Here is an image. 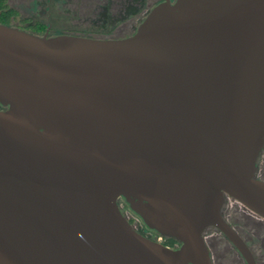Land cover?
<instances>
[{
  "label": "water",
  "instance_id": "water-1",
  "mask_svg": "<svg viewBox=\"0 0 264 264\" xmlns=\"http://www.w3.org/2000/svg\"><path fill=\"white\" fill-rule=\"evenodd\" d=\"M263 148L264 0H160L123 37L0 22V264H213L209 226L258 264L222 206L264 217Z\"/></svg>",
  "mask_w": 264,
  "mask_h": 264
},
{
  "label": "rangeland",
  "instance_id": "rangeland-1",
  "mask_svg": "<svg viewBox=\"0 0 264 264\" xmlns=\"http://www.w3.org/2000/svg\"><path fill=\"white\" fill-rule=\"evenodd\" d=\"M158 1L160 0H113L112 2L115 3H110L101 10H96L100 6L96 5L95 7V3H91L92 0L85 2L83 0H7L11 6L18 10L17 18L13 21L15 25H25L40 20L48 24L50 34L72 33L105 38L119 37L130 30H134L136 23L138 25L139 21ZM259 163L261 169H264V153ZM119 204L127 217L134 219V225L137 229L149 237L162 241L163 237L147 227L123 198L119 199ZM222 212L229 217L234 212L256 214L231 196L224 202ZM253 216L256 219L264 220L258 214ZM210 234L206 235V238L211 240ZM214 236H218L216 232ZM216 238L213 240H217ZM219 238L218 240H220ZM224 247L221 246V250L218 249L219 251L213 255L214 264H247L244 258V262L236 263L232 259L224 262L223 257L219 255L223 254L221 251L225 250ZM253 250L259 257V251L255 247ZM225 256H227L226 253ZM225 256L224 258H226Z\"/></svg>",
  "mask_w": 264,
  "mask_h": 264
},
{
  "label": "trees",
  "instance_id": "trees-1",
  "mask_svg": "<svg viewBox=\"0 0 264 264\" xmlns=\"http://www.w3.org/2000/svg\"><path fill=\"white\" fill-rule=\"evenodd\" d=\"M86 1V0H85ZM83 0V2H85ZM100 1V2H99ZM113 0H92V4L95 3V7L96 5H99L100 7L96 8V10H101L102 8H104L105 6H107L110 3H115L112 2ZM159 2V1H158ZM18 15V10L14 7L11 6L7 0H0V22L2 23H6V24H13V21L17 18ZM141 21V20H140ZM139 21V22H140ZM139 24V23H138ZM15 25V24H14ZM23 28H27L31 31L43 34L47 28L49 27L47 23L40 21V20H36L34 22H29L25 25H17ZM137 23L134 27V30H130L128 33H125L123 35H120L119 37H123V36H127L131 33H133L135 31V29L137 28ZM264 153V148L262 150V152L260 153L259 157H258V161H257V174L259 177L264 179V169H261V165L259 163L260 158L262 157V154ZM256 214H252L250 213H238V212H234V214L229 217L227 215L226 218L228 219V221L245 237L246 240H251L252 236L249 234V232L251 233H259V234H263L264 235V220L261 219H256L254 218ZM131 222H133L134 224V219L130 218ZM211 230H215L218 232L219 236H211V240L207 239V243L209 245L210 248V252H211V256H212V262L214 264V260H213V255L215 254V252L221 250V246H225V250L221 251L223 252V254H219L220 256L223 257V260L225 262V260H235L236 263L243 261V257L242 255L239 253V251L236 249V247L226 238V236L221 233V231L217 228H215L214 226H211V228H206L204 231V234L209 233L208 231ZM162 242H164L167 245L170 246H176L177 243H179V241L177 240V238L173 237V236H166L163 235L162 236ZM215 237H217V240H213L215 239ZM218 238L220 240H218ZM219 249V250H218ZM225 253L227 256H225ZM218 256V254H217ZM224 256L226 258H224ZM244 262V261H243ZM233 264V263H230Z\"/></svg>",
  "mask_w": 264,
  "mask_h": 264
},
{
  "label": "flooded vegetation",
  "instance_id": "flooded-vegetation-1",
  "mask_svg": "<svg viewBox=\"0 0 264 264\" xmlns=\"http://www.w3.org/2000/svg\"><path fill=\"white\" fill-rule=\"evenodd\" d=\"M258 175V174H257ZM229 196L228 195H226V197H225V201H226V199L228 198ZM224 201V202H225ZM223 206H224V204H223ZM223 206H222V208H223ZM223 213V212H222ZM234 214V213H233ZM257 214V213H256ZM224 215V214H223ZM259 215V214H258ZM232 216V215H231ZM260 217H262L261 215H259ZM224 217L226 218V216L224 215ZM263 219H264V217H262ZM227 219V218H226ZM228 220V219H227ZM215 227V226H214ZM208 228H211V226H209ZM215 228H217V227H215ZM218 229V228H217ZM236 229V228H235ZM237 230V229H236ZM215 230H211V231H209V233H211L210 235L211 236H214L215 235V232H216V234L218 235V232L217 231H215ZM221 231V230H220ZM238 231V230H237ZM239 232V231H238ZM209 233H207V234H204V236H205V238H206V235H208ZM221 233H223L222 231H221ZM240 233V232H239ZM224 234V233H223ZM241 234V233H240ZM249 234L252 236V239L251 240H246L245 239V237L242 235V237L246 240V242L249 244V246H250V248L252 249V251H253V253L255 254V257H256V260H257V262H258V264H264V235L263 234H257V233H251V232H249ZM225 235V234H224ZM219 236V235H218ZM217 236V237H218ZM226 236V235H225ZM226 238H227V236H226ZM228 239V238H227ZM206 240H207V238H206ZM229 240V239H228ZM230 241V240H229ZM231 242V241H230ZM232 243V242H231ZM180 243H177V245H179ZM233 244V243H232ZM176 245V246H177ZM234 245V244H233ZM235 246V245H234ZM254 247L256 248V250L257 251H259V257H258V255H257V253L256 252H254ZM237 249V248H236ZM238 250V249H237ZM239 251V250H238ZM239 253H240V251H239ZM241 254V253H240ZM242 255V254H241ZM243 257V256H242ZM244 258V257H243Z\"/></svg>",
  "mask_w": 264,
  "mask_h": 264
}]
</instances>
